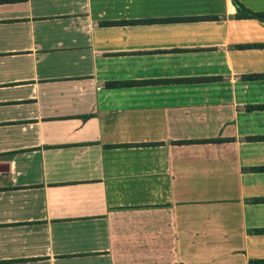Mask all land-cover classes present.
<instances>
[{
  "label": "crops",
  "instance_id": "1",
  "mask_svg": "<svg viewBox=\"0 0 264 264\" xmlns=\"http://www.w3.org/2000/svg\"><path fill=\"white\" fill-rule=\"evenodd\" d=\"M238 1L263 17L0 4V264H264V0Z\"/></svg>",
  "mask_w": 264,
  "mask_h": 264
},
{
  "label": "trees",
  "instance_id": "2",
  "mask_svg": "<svg viewBox=\"0 0 264 264\" xmlns=\"http://www.w3.org/2000/svg\"><path fill=\"white\" fill-rule=\"evenodd\" d=\"M24 1H26V0H0V4L17 3V2H24ZM233 2L235 3V6L238 8L239 12L244 13L246 16L259 17V18L263 17L260 14H255V13H252V12L248 11L247 9H245L243 7V5L239 3L238 0H233ZM111 86H116L117 87V86H120V83H113V84H111ZM213 141H211V142H213Z\"/></svg>",
  "mask_w": 264,
  "mask_h": 264
},
{
  "label": "water",
  "instance_id": "3",
  "mask_svg": "<svg viewBox=\"0 0 264 264\" xmlns=\"http://www.w3.org/2000/svg\"><path fill=\"white\" fill-rule=\"evenodd\" d=\"M1 166V165H0ZM0 172H2L1 170H0Z\"/></svg>",
  "mask_w": 264,
  "mask_h": 264
}]
</instances>
